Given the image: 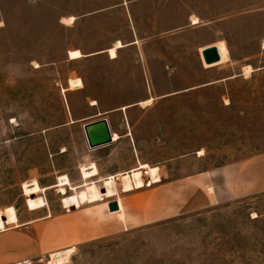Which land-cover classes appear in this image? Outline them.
<instances>
[{"label":"rangeland","instance_id":"rangeland-1","mask_svg":"<svg viewBox=\"0 0 264 264\" xmlns=\"http://www.w3.org/2000/svg\"><path fill=\"white\" fill-rule=\"evenodd\" d=\"M82 1L0 0V231L49 210L102 229L33 264H264V71L247 67L249 80L182 91L213 78L183 36L169 50L185 58L184 82L110 120L132 135L116 162L100 161V177L113 163L133 170L95 180L83 127L68 122L121 105L91 108L63 92L74 36L59 21ZM259 59L254 66L264 67ZM199 175L220 194L209 208L142 226L107 211L111 201L139 210L152 188Z\"/></svg>","mask_w":264,"mask_h":264},{"label":"crops","instance_id":"crops-1","mask_svg":"<svg viewBox=\"0 0 264 264\" xmlns=\"http://www.w3.org/2000/svg\"><path fill=\"white\" fill-rule=\"evenodd\" d=\"M195 18L198 23L194 24ZM59 24L74 36L65 58L73 68L63 92L71 98L80 97L81 105L91 108L121 105L108 111L99 109L85 117L72 116L68 122L83 127L104 118L112 137H120L106 146L88 148L94 159L89 165L94 164L99 171L95 180L133 170L127 171L124 163H113L115 169L100 177L101 169H106L100 161L116 162L121 151L119 142L132 135L129 129L113 127L110 120L115 113H126L151 98L155 101L170 97L169 87L184 82L179 75L186 67L185 58L177 50L170 55L169 50L170 46L184 43L183 36L193 41L198 68L209 71L213 78L182 91L249 80L247 67L253 73L264 71V67L254 66L264 58V0H87L66 12ZM220 44L226 49L228 61L207 68L202 52L214 46L220 51ZM111 50H115V57H111ZM71 52H79L80 57L70 58ZM72 80H80L82 85L71 89ZM93 103L95 106H91ZM209 184L204 175L164 183L149 191L139 210L129 203L124 207L121 202L119 213H110L105 206L110 214L124 217V223L130 217L140 226L154 224L217 204L220 194L217 189L208 192ZM76 218L66 214L55 217L49 210L33 213L31 220L19 227H6L0 231V264L40 262L50 254L92 241L102 232L97 223L84 226Z\"/></svg>","mask_w":264,"mask_h":264},{"label":"water","instance_id":"water-1","mask_svg":"<svg viewBox=\"0 0 264 264\" xmlns=\"http://www.w3.org/2000/svg\"><path fill=\"white\" fill-rule=\"evenodd\" d=\"M202 57L204 58V63L209 66L214 65V63H218L221 61L220 52L215 46L213 48H209L203 51ZM97 125H102L104 127V132L106 133V136L102 140V142L95 144L92 138V133H93L92 131L96 128ZM83 129L84 132L86 133L87 143L90 150L93 148L106 146L113 141V137L109 129L108 121L104 118L90 122L89 124H85ZM108 208L110 213L117 212L120 210L119 203H117L116 201H111Z\"/></svg>","mask_w":264,"mask_h":264},{"label":"bare ground","instance_id":"bare-ground-1","mask_svg":"<svg viewBox=\"0 0 264 264\" xmlns=\"http://www.w3.org/2000/svg\"><path fill=\"white\" fill-rule=\"evenodd\" d=\"M194 24L195 23H198V21H197V19L195 18V19H193V21H192ZM222 43V42H221ZM225 43V42H224ZM223 44V43H222ZM225 45V44H224ZM118 46L119 47H122V45L119 43L118 44ZM219 52H220V54H221V57H222V59H221V62H227L228 61V57H227V52H226V49H225V47L223 46V45H221L220 44V46H219ZM205 64V63H204ZM214 65H217L216 63H214ZM214 65H211V66H209V65H206L205 64V66L206 67H213ZM93 133H92V138H93V141H94V143L95 144H98L99 142H102V140L105 138V136H106V133L104 132V127L102 126V125H97L96 126V128L92 131ZM212 190V189H211ZM103 191V190H102ZM27 263H29V262H27ZM60 264H62V263H60Z\"/></svg>","mask_w":264,"mask_h":264},{"label":"built area","instance_id":"built-area-1","mask_svg":"<svg viewBox=\"0 0 264 264\" xmlns=\"http://www.w3.org/2000/svg\"><path fill=\"white\" fill-rule=\"evenodd\" d=\"M84 127V126H83ZM83 132H84V129H83ZM85 137H86V141H87V136H86V133H85ZM87 146H88V143H87ZM89 148V147H88ZM24 264H27V262H25Z\"/></svg>","mask_w":264,"mask_h":264}]
</instances>
